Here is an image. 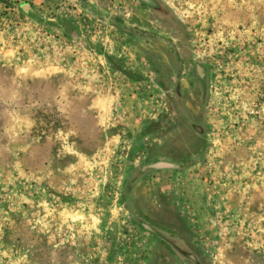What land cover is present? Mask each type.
Returning <instances> with one entry per match:
<instances>
[{
	"label": "rangeland",
	"instance_id": "obj_1",
	"mask_svg": "<svg viewBox=\"0 0 264 264\" xmlns=\"http://www.w3.org/2000/svg\"><path fill=\"white\" fill-rule=\"evenodd\" d=\"M159 1L0 0V264H264V0Z\"/></svg>",
	"mask_w": 264,
	"mask_h": 264
},
{
	"label": "flooded vegetation",
	"instance_id": "obj_2",
	"mask_svg": "<svg viewBox=\"0 0 264 264\" xmlns=\"http://www.w3.org/2000/svg\"><path fill=\"white\" fill-rule=\"evenodd\" d=\"M134 1H136L139 5L143 6L152 15H154L155 20H153V22L156 21L157 23H159V27L163 26V22H165V19L161 16H163V12L166 13V9L163 3H160L159 0H134ZM127 34L131 40H134L137 42L143 41L144 43H148L150 45L155 40H158V41H163L166 44V47H168V50L167 48H165V51H168V54H165L166 56H164L163 66L165 67V69L169 70L168 72L169 81L168 82H170L171 85L173 86L177 85L178 77L180 78L181 71L183 72V63H182L181 57H179L178 52H177L178 37L173 36V35H167V36L163 35L161 31H158L157 28L141 27L135 22L132 24H129ZM166 38H169V39L167 40ZM204 73L205 72L201 64H196L192 68L189 67V75L191 79L192 78L194 79V81H198V82L202 81ZM145 225L148 227V229L144 228L148 234H150L152 237L158 238L160 241H163L162 238H159V236L156 234V232L150 225H147V224Z\"/></svg>",
	"mask_w": 264,
	"mask_h": 264
},
{
	"label": "water",
	"instance_id": "obj_3",
	"mask_svg": "<svg viewBox=\"0 0 264 264\" xmlns=\"http://www.w3.org/2000/svg\"><path fill=\"white\" fill-rule=\"evenodd\" d=\"M152 167L171 168V167H173V165L172 164H168V163L160 162V163H157L155 165H152ZM143 227L148 229V227L145 224H143Z\"/></svg>",
	"mask_w": 264,
	"mask_h": 264
}]
</instances>
